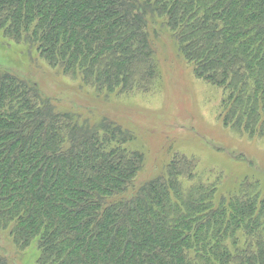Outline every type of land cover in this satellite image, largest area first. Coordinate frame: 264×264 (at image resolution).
<instances>
[{
    "label": "trees",
    "instance_id": "16d2710c",
    "mask_svg": "<svg viewBox=\"0 0 264 264\" xmlns=\"http://www.w3.org/2000/svg\"><path fill=\"white\" fill-rule=\"evenodd\" d=\"M149 15L224 92V125L264 137V0H0V31L97 93L146 94L159 77ZM79 119L0 67V230L35 249L34 264H264L259 182L230 198L186 188L198 165L176 153L136 188L143 156L130 134Z\"/></svg>",
    "mask_w": 264,
    "mask_h": 264
},
{
    "label": "rangeland",
    "instance_id": "374dc122",
    "mask_svg": "<svg viewBox=\"0 0 264 264\" xmlns=\"http://www.w3.org/2000/svg\"><path fill=\"white\" fill-rule=\"evenodd\" d=\"M146 23L159 73L146 94L97 93L80 78L51 67L34 49L5 39L1 31L0 67L36 84L57 112L79 116L91 125L111 120L130 134L126 147L143 156L133 183L136 188L163 175L176 153L198 165L196 180L185 183L186 188L198 181L214 184L218 197L230 198L246 181L264 187V137L226 127L224 92L196 77L166 18L149 15ZM0 254L7 255L11 264H34L37 253L20 250L10 232L0 230Z\"/></svg>",
    "mask_w": 264,
    "mask_h": 264
}]
</instances>
